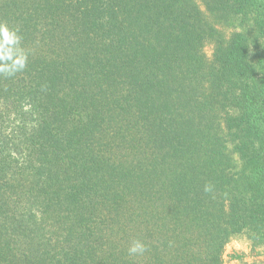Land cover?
Segmentation results:
<instances>
[{
	"label": "trees",
	"instance_id": "16d2710c",
	"mask_svg": "<svg viewBox=\"0 0 264 264\" xmlns=\"http://www.w3.org/2000/svg\"><path fill=\"white\" fill-rule=\"evenodd\" d=\"M0 22L29 52L0 76V264H221L230 235L264 244V0H0Z\"/></svg>",
	"mask_w": 264,
	"mask_h": 264
},
{
	"label": "rangeland",
	"instance_id": "374dc122",
	"mask_svg": "<svg viewBox=\"0 0 264 264\" xmlns=\"http://www.w3.org/2000/svg\"><path fill=\"white\" fill-rule=\"evenodd\" d=\"M212 25L220 36L228 35L230 32L234 31H241L248 32L250 40H255V32L249 27L248 29L243 28L245 26L241 25L239 22L234 21L226 26L218 21L215 24L212 22ZM213 47V42H207L204 45V53L208 59L211 57ZM250 47H253V45L251 44ZM25 207V211L31 214L40 212L38 207H32L29 204L25 205ZM43 225V231L52 229L50 227V221L46 224L44 221ZM54 229H57V227L54 226ZM220 261L221 264H264V244L258 242L254 234L250 233L249 229L235 233L230 235L228 241L224 245L220 255Z\"/></svg>",
	"mask_w": 264,
	"mask_h": 264
},
{
	"label": "clouds",
	"instance_id": "9594fccd",
	"mask_svg": "<svg viewBox=\"0 0 264 264\" xmlns=\"http://www.w3.org/2000/svg\"><path fill=\"white\" fill-rule=\"evenodd\" d=\"M21 41L22 36L18 29L0 22V76L13 77L25 70L29 52L21 46ZM146 250L147 246L142 241L133 240L128 253L130 256H137L143 255Z\"/></svg>",
	"mask_w": 264,
	"mask_h": 264
}]
</instances>
